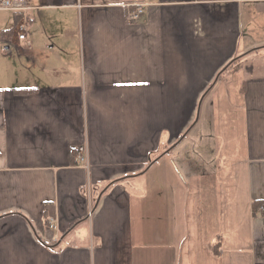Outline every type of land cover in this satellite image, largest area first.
<instances>
[{
  "label": "crops",
  "instance_id": "crops-1",
  "mask_svg": "<svg viewBox=\"0 0 264 264\" xmlns=\"http://www.w3.org/2000/svg\"><path fill=\"white\" fill-rule=\"evenodd\" d=\"M27 2L0 10V264H264V0Z\"/></svg>",
  "mask_w": 264,
  "mask_h": 264
},
{
  "label": "built area",
  "instance_id": "built-area-1",
  "mask_svg": "<svg viewBox=\"0 0 264 264\" xmlns=\"http://www.w3.org/2000/svg\"><path fill=\"white\" fill-rule=\"evenodd\" d=\"M28 0H0V10H11L13 12H20L23 15L26 14L27 10L30 8ZM134 9L131 10V15L134 18H137L141 16L144 12V6L143 4H135ZM28 27V21L24 19L22 22H19L15 29L18 31V37L20 39H25L27 37V28ZM83 147L80 148L82 151ZM81 153L79 152V155ZM79 159H84L82 155H80ZM258 211H264V203L259 206Z\"/></svg>",
  "mask_w": 264,
  "mask_h": 264
},
{
  "label": "trees",
  "instance_id": "trees-1",
  "mask_svg": "<svg viewBox=\"0 0 264 264\" xmlns=\"http://www.w3.org/2000/svg\"><path fill=\"white\" fill-rule=\"evenodd\" d=\"M13 30L14 29L12 28L11 33L13 32ZM6 32H8V31L6 30V31L3 32L4 33V36L6 35ZM9 33H10V31H9ZM241 65H242V59L240 58V56L235 57L233 60H231L230 62H228L224 66V68L222 70H220V72H219V74L217 76V79H220L222 77V75L225 72H227V71L236 70V69L240 68ZM20 91H22V88H20ZM255 205H256V208H259V206H261L262 203L260 204V202H257V203H255Z\"/></svg>",
  "mask_w": 264,
  "mask_h": 264
},
{
  "label": "rangeland",
  "instance_id": "rangeland-1",
  "mask_svg": "<svg viewBox=\"0 0 264 264\" xmlns=\"http://www.w3.org/2000/svg\"><path fill=\"white\" fill-rule=\"evenodd\" d=\"M15 33H17V34H18V31L16 30V31H15Z\"/></svg>",
  "mask_w": 264,
  "mask_h": 264
}]
</instances>
